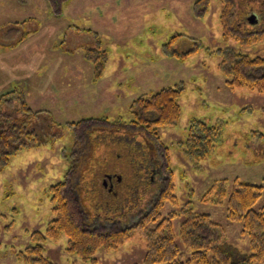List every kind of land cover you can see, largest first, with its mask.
Instances as JSON below:
<instances>
[{"label": "rangeland", "instance_id": "1", "mask_svg": "<svg viewBox=\"0 0 264 264\" xmlns=\"http://www.w3.org/2000/svg\"><path fill=\"white\" fill-rule=\"evenodd\" d=\"M199 1L70 0L57 13L47 0H0V98L23 94L32 111L40 112L36 124L50 120L42 144L22 148L0 172V264H28L19 254L34 246L33 234L44 235L55 218L50 188L88 154L83 150L76 156L84 144H77L72 124L91 118L127 122L136 99L169 87L182 90V114L176 125L156 131L158 155L164 157L161 148L169 151L176 196L161 216L177 214L178 231L182 210L191 202L195 212L210 214L222 225L226 240L250 252L242 223L228 218V199L237 181L264 185V92L231 88L221 51L264 57V35L245 42L236 35L226 38L223 1ZM263 25L239 33H263ZM98 46L108 58L95 81V65L86 54ZM193 120L221 129V141L200 161L188 159L183 149ZM108 134L100 138L106 142ZM125 137L127 143L139 142ZM133 146L101 144L92 155L112 163L123 149L119 165L127 166ZM126 178L129 182L132 175ZM218 189L225 190L222 197ZM263 205L264 192L255 209ZM145 236L146 229L134 230L121 245L101 248L86 261L69 252V239L62 234L44 242L43 256L53 264H145Z\"/></svg>", "mask_w": 264, "mask_h": 264}, {"label": "trees", "instance_id": "2", "mask_svg": "<svg viewBox=\"0 0 264 264\" xmlns=\"http://www.w3.org/2000/svg\"><path fill=\"white\" fill-rule=\"evenodd\" d=\"M47 1L57 13L70 2ZM201 1V5H206L208 0ZM222 1L225 5L222 23L226 38L236 35L238 41L245 42L253 36L264 35V32L254 30L245 35L239 33L250 30L249 25L255 26L249 23L252 13L257 16L256 25L264 23V0ZM204 7L206 9L207 6ZM100 48L98 46L86 54L95 65V81L102 77L108 58ZM221 57L222 70L232 78L229 82L231 88L246 87L264 92V57L251 58L232 50L221 51ZM181 94V89L169 87L151 96H140L130 106L132 119L117 122V125L94 118L71 123L78 138L77 144H84L82 150L75 152L76 156L83 150L89 152L82 161H74L61 183L50 188L55 218L44 235L41 232L33 234L34 246L19 254L24 262L53 264L43 256L42 245L48 239H58L62 234L69 239V252L87 261L93 259L101 248L111 249L121 245L132 231L146 229L148 255L145 264H264V205L255 209L263 196L264 185L237 181L228 199V218L242 223L243 233L249 239V253L226 240L222 225L214 221L210 214L195 212L191 202L182 210L185 218L178 231L174 224L177 214L168 218L161 216L165 203H174L176 196L169 151L163 146L164 157L158 155L160 137L156 131L179 122ZM39 114L32 111L23 94L9 92L0 98V172L22 148L42 144L43 133L50 120L39 119L36 124ZM116 128L120 129L119 132ZM105 131L109 133L106 142L105 138H100ZM126 134L131 136L129 139L136 137L140 143L135 139L127 143ZM220 141V127L193 120L183 149L188 159L200 161L211 155ZM101 144H121L124 148L133 144L135 153L130 156L127 166L119 165L123 149L112 163L109 160L105 163L101 161L100 154L96 157L92 155L94 148ZM107 155H113V151ZM129 173L132 178L128 182L126 175ZM218 192H222V197L225 190L218 189ZM128 212L135 215H128ZM124 219L126 222H122ZM150 224L155 226L149 228Z\"/></svg>", "mask_w": 264, "mask_h": 264}, {"label": "water", "instance_id": "3", "mask_svg": "<svg viewBox=\"0 0 264 264\" xmlns=\"http://www.w3.org/2000/svg\"><path fill=\"white\" fill-rule=\"evenodd\" d=\"M250 22L255 24L257 23V16L256 15H253L251 18H250Z\"/></svg>", "mask_w": 264, "mask_h": 264}]
</instances>
